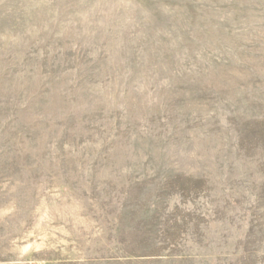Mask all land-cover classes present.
I'll return each instance as SVG.
<instances>
[{
	"label": "rangeland",
	"instance_id": "obj_1",
	"mask_svg": "<svg viewBox=\"0 0 264 264\" xmlns=\"http://www.w3.org/2000/svg\"><path fill=\"white\" fill-rule=\"evenodd\" d=\"M0 262L264 264V0H0Z\"/></svg>",
	"mask_w": 264,
	"mask_h": 264
},
{
	"label": "crops",
	"instance_id": "obj_2",
	"mask_svg": "<svg viewBox=\"0 0 264 264\" xmlns=\"http://www.w3.org/2000/svg\"><path fill=\"white\" fill-rule=\"evenodd\" d=\"M0 264H11V263H8V262H0Z\"/></svg>",
	"mask_w": 264,
	"mask_h": 264
}]
</instances>
